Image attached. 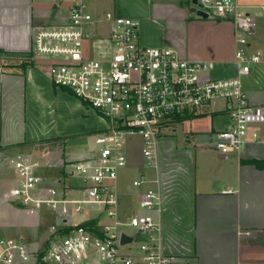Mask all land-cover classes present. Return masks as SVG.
<instances>
[{"label":"built area","instance_id":"built-area-1","mask_svg":"<svg viewBox=\"0 0 264 264\" xmlns=\"http://www.w3.org/2000/svg\"><path fill=\"white\" fill-rule=\"evenodd\" d=\"M191 7L233 25L235 76L212 77V61L143 45L134 19L114 12L95 16L86 0H60L57 22L35 28L28 58L43 62L52 83L98 112L105 127L94 136L93 155L63 164L49 182L41 159L21 152L11 160L17 184L6 198L24 209L49 212L58 225L50 227L52 239L39 245L23 233L1 237L0 264H178L162 249L165 209L158 188L133 194L132 211L122 212L118 176L128 165L127 141L141 140L145 162L156 168L159 140L216 100L225 103L230 120L208 143L220 155L242 150L250 137L258 140L252 129L264 123V107L250 102L241 82L263 62L262 53L250 48L256 17L239 0H191ZM67 177L79 184L65 186ZM147 183L141 176L129 189ZM123 236L132 242L123 244Z\"/></svg>","mask_w":264,"mask_h":264},{"label":"crops","instance_id":"crops-1","mask_svg":"<svg viewBox=\"0 0 264 264\" xmlns=\"http://www.w3.org/2000/svg\"><path fill=\"white\" fill-rule=\"evenodd\" d=\"M59 2L0 0V238L25 234L29 230L22 228L24 224L34 225L42 214H50H33L17 204L19 207L6 204L8 190L1 186L5 179L17 184L11 164L14 156L40 153L35 157L46 163L42 173L49 182L60 175L62 162L84 159L97 149L94 138L81 140L80 133L58 124L59 99L71 97L85 104L57 88L43 62L26 57L35 28L55 23L61 16ZM239 2L256 17L250 48L263 55V62L241 78L242 87L251 103L264 107V0ZM191 9V0H102L92 14L114 12L134 19L143 45L172 48L183 59L212 61L216 64L212 77L235 76L239 66L233 25L203 19ZM229 123L225 103L214 101L202 115L182 126L183 145L177 143L178 130L159 140L156 168L145 162L141 140L132 138L134 145L128 147V165L119 173L118 185L123 176L139 172L148 183L131 189V196L149 185L159 189L165 209L162 249L178 264H264V169L257 165L264 162V123L252 129L258 132V140L250 137L242 150L223 158L208 143ZM69 141L74 145L66 149ZM64 184L79 182L67 177ZM228 188L232 192L223 193ZM5 213L13 215L12 226L5 225ZM28 214L36 215V220L25 219ZM32 225L28 226L34 230L26 235L33 245L43 244L49 235L41 238L39 228Z\"/></svg>","mask_w":264,"mask_h":264},{"label":"rangeland","instance_id":"rangeland-1","mask_svg":"<svg viewBox=\"0 0 264 264\" xmlns=\"http://www.w3.org/2000/svg\"><path fill=\"white\" fill-rule=\"evenodd\" d=\"M101 1L102 0H86L87 10L90 12H94L98 8ZM58 12H56V13L61 14V12L59 10H58ZM70 96H72V95L70 94ZM73 97L76 98L75 96H73ZM56 103H57V107H58V124H60L61 126L65 127V128H68L70 130H73L76 133H80L82 136H78V137H81V140L91 141V138H94V136L97 133H99L105 127V121H104L103 117L98 112L87 107L86 105H81V104L77 103L75 101V99H72L71 97L61 98V100L59 99ZM177 130H178V132H177V143L179 145H183L184 141H183V137L181 135L182 126L177 127ZM91 135L93 137H91ZM66 143H67L66 149L68 147L70 148L71 145H74V143H72L70 141L66 142ZM133 145H134L133 139L131 138L127 141V149H128V147H129V149H132ZM60 155H61V153H60ZM35 156L39 157L40 153H36V155H34L33 157H35ZM14 157H16V156H14ZM62 161H63V158L60 159V163ZM63 163L64 162L61 163V166L63 165ZM68 170H69V168H68ZM140 175H141V173H139V172L138 173L130 172L127 175L123 176V179L119 183V192L123 196L121 199V209H122L124 216H127L128 213L131 212L133 207L135 206L133 197L130 195L134 192V190L130 191L128 189V185L132 184V182L135 178H140ZM14 185L15 184L11 179H5L3 182V185L1 187L4 191H7V190L9 191L12 187H14ZM4 199L6 201V204H10L11 206L13 205L15 207L17 206L16 204H13L11 201H9L6 198V196L4 197ZM17 207H19V206H17ZM27 211H30V213H33V214L38 213L35 211H31L29 209H27ZM33 214L32 215L28 214L29 215L28 217L25 215V219L33 221L35 218V220H36V215H33ZM46 214H42L43 218H40L41 220L39 223H36L34 225H32L30 223H26V224H24V226L22 228L29 230V232H31L32 230H34V228H31L30 226L31 225L35 226V229L37 226V228H39V230L41 232V234H40L41 238L49 235L45 240L52 239L53 234H52V231L50 230V227L57 226L58 221L53 216H51L50 214H47V215ZM3 218L5 220L8 219V221H7L8 223H5V225H7V226H12V224L14 223V220H12L13 215L5 213V214H3ZM15 219H17V218H15ZM75 219H76V221L81 220V217H76ZM28 225H30V226H28ZM29 232H24V233L30 234ZM128 232H130V231H128ZM2 236H10V235L9 234H3ZM122 249H125V248H122Z\"/></svg>","mask_w":264,"mask_h":264},{"label":"water","instance_id":"water-1","mask_svg":"<svg viewBox=\"0 0 264 264\" xmlns=\"http://www.w3.org/2000/svg\"><path fill=\"white\" fill-rule=\"evenodd\" d=\"M193 3H195V0H193ZM191 12H192V13H196L197 16H200V17L203 18V19H208L207 14H205V13H203V12H201V11H197V12H196L195 8H192V9H191ZM222 157L224 158V156H222ZM130 242H132V238H131V237H126V236H123V237H122V243H123V244H125V243H130Z\"/></svg>","mask_w":264,"mask_h":264},{"label":"trees","instance_id":"trees-1","mask_svg":"<svg viewBox=\"0 0 264 264\" xmlns=\"http://www.w3.org/2000/svg\"><path fill=\"white\" fill-rule=\"evenodd\" d=\"M30 55H31V54L28 53V54L26 55V57H31ZM28 60H29V59H28ZM257 165H258L261 169H264V162H258Z\"/></svg>","mask_w":264,"mask_h":264}]
</instances>
